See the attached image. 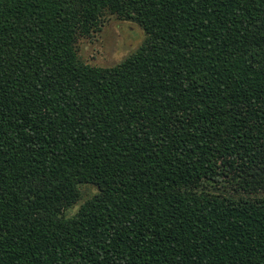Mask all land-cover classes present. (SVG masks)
Listing matches in <instances>:
<instances>
[{
    "label": "trees",
    "instance_id": "1",
    "mask_svg": "<svg viewBox=\"0 0 264 264\" xmlns=\"http://www.w3.org/2000/svg\"><path fill=\"white\" fill-rule=\"evenodd\" d=\"M0 264H264V0H0Z\"/></svg>",
    "mask_w": 264,
    "mask_h": 264
},
{
    "label": "rangeland",
    "instance_id": "2",
    "mask_svg": "<svg viewBox=\"0 0 264 264\" xmlns=\"http://www.w3.org/2000/svg\"><path fill=\"white\" fill-rule=\"evenodd\" d=\"M144 38L145 32L140 25L109 16L102 24L101 30L79 38L77 49L86 62L108 67L117 64L136 50ZM82 189L83 200L70 209L71 214L78 210L84 200L97 192V188L91 185H85Z\"/></svg>",
    "mask_w": 264,
    "mask_h": 264
}]
</instances>
